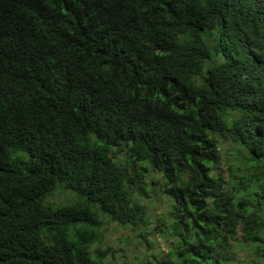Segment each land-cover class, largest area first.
<instances>
[{"label": "trees", "instance_id": "trees-1", "mask_svg": "<svg viewBox=\"0 0 264 264\" xmlns=\"http://www.w3.org/2000/svg\"><path fill=\"white\" fill-rule=\"evenodd\" d=\"M152 219L143 264H264V0H0V264Z\"/></svg>", "mask_w": 264, "mask_h": 264}, {"label": "rangeland", "instance_id": "rangeland-1", "mask_svg": "<svg viewBox=\"0 0 264 264\" xmlns=\"http://www.w3.org/2000/svg\"><path fill=\"white\" fill-rule=\"evenodd\" d=\"M224 145L222 146L221 153L224 152ZM152 177V176H150ZM150 177H147L149 181ZM149 178V179H148ZM158 179L157 177H152ZM65 193L57 190L50 197L51 201H63ZM152 204H148V210L152 214H159L164 211L165 205L168 204V200L162 195L154 194L152 197ZM109 229L105 234V241L103 246H110L112 250V255H108L106 260L111 263H126V264H143V260H147V256L152 252H157L158 250H165L167 241L164 240L160 235V228L162 222H154L150 224V228L153 231L148 232L145 238L149 243H146L143 237L139 236L140 229L131 232L128 229H123L116 226L113 223L108 224Z\"/></svg>", "mask_w": 264, "mask_h": 264}]
</instances>
